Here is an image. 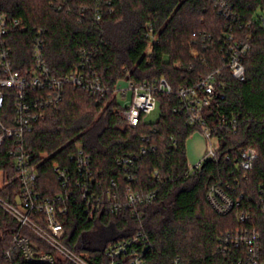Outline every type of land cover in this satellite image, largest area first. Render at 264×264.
Instances as JSON below:
<instances>
[{"label": "trees", "instance_id": "obj_1", "mask_svg": "<svg viewBox=\"0 0 264 264\" xmlns=\"http://www.w3.org/2000/svg\"><path fill=\"white\" fill-rule=\"evenodd\" d=\"M222 1L0 0V12L12 22L5 40L14 73L33 67L32 41L42 31L45 60L56 76L74 73L81 52L87 50L92 68L111 89L98 101L80 88L67 86L63 101L48 109L47 118L26 136L25 146L37 164L43 191H61L54 163L65 164L82 146L91 156L97 181L105 188L115 181L123 200L129 187L157 192L155 200L141 207L140 218H133L128 208L111 212L106 202L89 219L82 200L70 202L64 243L89 264H109L105 248L139 234L142 239L130 249L141 252L147 264H175L176 260L252 264L250 250L245 245L236 247L235 237L253 230L261 237L259 263L264 264L260 192L264 190V26L260 23L264 0H225L238 21L221 12ZM230 32L248 37L251 43L244 82L225 67L221 48ZM192 50L198 52L197 58L191 56ZM216 70H221V76L206 120L214 128L217 156L205 160L193 174L188 173L186 145L200 129L186 125L174 111L180 103L177 95H161L157 121L147 123L143 117L134 129L114 112L119 104L114 88L122 80L164 78L177 91ZM0 120L5 121V110H0ZM224 122L227 128L219 126ZM249 147L256 149L258 158L246 172L238 164L241 151ZM11 148L8 140L0 146V197L13 202L20 183ZM143 148L146 154L141 153ZM134 155L130 181L117 160ZM212 189L234 202L229 212L219 213L210 204ZM242 214L248 215L244 221ZM98 223L113 235L105 239L102 249L85 239ZM15 229L16 222L0 208V251L9 245Z\"/></svg>", "mask_w": 264, "mask_h": 264}, {"label": "built area", "instance_id": "obj_2", "mask_svg": "<svg viewBox=\"0 0 264 264\" xmlns=\"http://www.w3.org/2000/svg\"><path fill=\"white\" fill-rule=\"evenodd\" d=\"M220 9L224 15L230 13V7L225 0L221 2ZM229 17L235 18V21L239 20L231 13ZM246 23L250 26L249 21ZM260 23L264 26V14L260 17ZM11 24L6 15L0 12V110H5V121L0 120V146L7 140L12 141L9 154L14 161L20 189L13 202L0 197V208L16 222L9 245L0 251V264H55L59 260L73 264H89L64 243V221L70 211V202L82 200L85 215L89 219L96 217L106 202L111 212L128 208L133 218H140L143 215L141 207L155 200L157 192L133 191L129 187L123 200L120 192L115 189V181L111 182L109 188L97 181L92 171L91 156L86 154L82 146L76 148L65 164L54 163V172L61 191L53 194L43 191L37 164L25 146L26 136L47 118L48 109L63 101L67 86L80 88L98 101L104 100L111 89L92 68L91 53L87 50L81 52L79 67L74 73L63 77L56 76L45 60L42 31H39L32 41L33 67L21 74L14 73L5 40ZM18 24L19 22L15 23ZM243 26L239 27V31ZM250 49L248 37H240L230 32L224 38L221 51L225 67L239 82L246 79L245 58ZM191 56L197 58L199 54L192 50ZM220 76L221 70H216L206 74L195 84L177 91L164 78L144 82L122 80L114 88L119 101L114 112L129 128L134 129L139 126L143 117L158 107V98L161 95H177L180 103L175 106L174 111L184 117L186 125L198 127L207 142L206 156L194 166L188 164V173L193 174L205 160L217 156L218 147L213 143L214 140L217 142V139L213 136L214 128L208 125L206 120V110L214 98ZM123 82H128V89L121 88ZM128 90L132 91L131 103L123 106L121 100L127 98ZM11 110L14 111L12 116ZM219 126L227 128L229 125L224 122ZM231 127L234 129L235 124H231ZM141 153L146 154L147 148H143ZM257 158L256 149L249 147L241 151L238 165L242 170L250 171ZM136 159L137 156L134 155L117 160L130 181L134 179L131 170ZM260 192L264 211V190ZM208 200L219 213L225 214L234 206V202L218 189L211 190ZM247 218L246 214L240 216L241 221ZM260 238L257 230L237 234L235 237L236 247L245 245L250 250L248 261L252 264H260ZM141 239L139 234L128 241L108 245L104 252L109 264H147L141 252L130 249L131 245ZM175 264L181 262L176 260Z\"/></svg>", "mask_w": 264, "mask_h": 264}, {"label": "rangeland", "instance_id": "obj_3", "mask_svg": "<svg viewBox=\"0 0 264 264\" xmlns=\"http://www.w3.org/2000/svg\"><path fill=\"white\" fill-rule=\"evenodd\" d=\"M122 89H128L129 84L128 82H123ZM121 98V94H119V99ZM132 99V91H127V98L125 100H121L123 106L128 105L131 103ZM160 115V109L157 107L153 112L146 115L144 120L147 123L156 122ZM214 145L217 146V142L213 141ZM215 146V147H216ZM208 152L206 138L200 130L194 132V134L188 139L186 145V153H187V160L190 166L196 165L200 160H202ZM111 231L110 229L104 228L98 223L95 229L88 235L85 236V239H89L92 245L97 248H103V243L105 239L110 238ZM112 238V237H111Z\"/></svg>", "mask_w": 264, "mask_h": 264}]
</instances>
